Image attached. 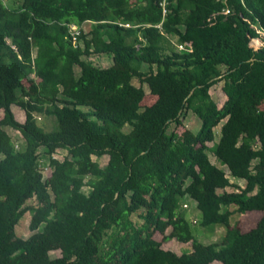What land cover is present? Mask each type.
Returning a JSON list of instances; mask_svg holds the SVG:
<instances>
[{
    "label": "trees",
    "instance_id": "1",
    "mask_svg": "<svg viewBox=\"0 0 264 264\" xmlns=\"http://www.w3.org/2000/svg\"><path fill=\"white\" fill-rule=\"evenodd\" d=\"M219 81L221 107L210 93ZM0 110V264H264V0H0ZM189 110L199 130L169 131ZM185 197L202 226L226 228L221 241L197 238ZM235 211L252 226L231 224ZM173 238L192 250L163 248Z\"/></svg>",
    "mask_w": 264,
    "mask_h": 264
},
{
    "label": "rangeland",
    "instance_id": "2",
    "mask_svg": "<svg viewBox=\"0 0 264 264\" xmlns=\"http://www.w3.org/2000/svg\"><path fill=\"white\" fill-rule=\"evenodd\" d=\"M8 1H12V0H8ZM85 27H86V30L90 29L89 24H86ZM172 41L176 42L177 41L176 37H172ZM252 44L256 47L258 46V43L256 41H254ZM88 59H90L94 64L102 66V67L110 66L113 63L112 55H107V54H93L92 56H89ZM76 71H77V73H79V71H80L79 67H76ZM133 82L136 85L141 84V82L139 81L138 78H134ZM26 84H28V83H26ZM223 84H224L223 81H219L216 84H214L210 89V93H211L213 99L217 102L219 107H221L224 104V102L227 100V96L225 95V93L223 91ZM144 88L146 91V98H145V101H143L142 105H148V104L153 103L155 101V96L151 95L147 84H144ZM12 109L15 113V117L18 120H20L21 122H24L26 119V111L20 105H17V104H13ZM2 115H3V111L0 110V117ZM37 117H38L39 124L44 126V128L47 131L53 130L56 127L55 124L57 125V120L55 119L54 116H47L45 114L39 113V114H37ZM223 122L224 121H222L218 126L215 127V135H216L215 141H217L221 136V126H222ZM200 125H201V121L198 118V116L196 114H194L191 110H189V111H187L186 115L183 117V124L177 126V125L172 123L170 128H169V131H171L172 129H177V131L179 133H182L184 130L189 129V130H192L193 132H196L199 130ZM124 129L126 131H129L131 129V126L126 125L124 127ZM7 130L11 134V136L13 137V140L17 144L18 148H21L22 146H24V144H25L24 140L22 139V136L18 130L14 129L12 127H7ZM215 141L214 142H208V145L213 146ZM66 153H67V150L58 149L55 152V157H57L59 159H63L64 156L66 155ZM208 154H209L212 162L219 164V161L215 157L213 151L209 150ZM108 158H109L108 155H105L101 158L95 157V159L99 160V162L102 165L107 163ZM46 165H44V167H43V173H44V175L47 176L48 172H49V166H46ZM223 168L226 170V172L229 175L228 168L226 166H224ZM230 179L234 184H238V186H240L241 188L244 187L246 184V181L244 179L235 178L232 176H230ZM233 189L236 190L237 188L229 187L228 191H232ZM87 191H88V188H86V192ZM223 191H224L223 189H219V192H223ZM181 202L183 203V207L185 208L184 212H185L187 218H189V220L192 223V229L196 233V236L199 240H201L205 243L221 241L223 235L226 233V228L224 226H216L214 228L202 226L201 225L202 214L197 209L195 201L188 198V197H185L181 200ZM31 204L36 205V200L34 198L30 199L27 202V205H31ZM236 208L237 207L234 205L231 206L232 210H236ZM133 219L139 223L142 222V220L139 219V217L137 216V213H135L133 215ZM30 220H31L30 212H27L26 214H24V216L20 219L18 225L16 226V231H17V234L19 236H21L23 238H27L33 233L29 227ZM252 220H253V216H250L248 214H241L237 211H235L234 214L231 216V224H234L235 222H239L240 225L244 224V225L248 226V228L250 226H252L251 225ZM170 230H171V228H168L167 232H170ZM155 237L158 240H162L163 235L160 233H156ZM162 246H163V248L173 250V251L177 252L178 254H182L183 252L192 250L191 242L184 243V242H181L175 238H173L171 240L163 241ZM61 254H62V251L60 249L50 252V255L52 258L59 257V256H61ZM213 264H218V263H213Z\"/></svg>",
    "mask_w": 264,
    "mask_h": 264
},
{
    "label": "built area",
    "instance_id": "3",
    "mask_svg": "<svg viewBox=\"0 0 264 264\" xmlns=\"http://www.w3.org/2000/svg\"><path fill=\"white\" fill-rule=\"evenodd\" d=\"M225 12L226 13H228L229 12V9H226L225 10ZM81 31H82V27L81 26H77V25H75V24H72L71 26H70V34H71V36H72V38H73V40L75 41V42H77L78 41V38H79V36H80V34H81ZM186 44H189V43H186ZM190 46V45H189ZM185 47V44H179V48L180 49H183Z\"/></svg>",
    "mask_w": 264,
    "mask_h": 264
}]
</instances>
